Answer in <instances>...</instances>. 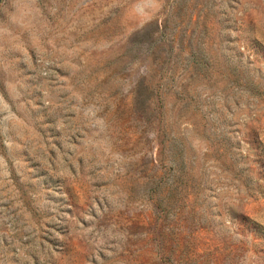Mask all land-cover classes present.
Here are the masks:
<instances>
[{
  "label": "rangeland",
  "instance_id": "374dc122",
  "mask_svg": "<svg viewBox=\"0 0 264 264\" xmlns=\"http://www.w3.org/2000/svg\"><path fill=\"white\" fill-rule=\"evenodd\" d=\"M0 264H264V0H1Z\"/></svg>",
  "mask_w": 264,
  "mask_h": 264
},
{
  "label": "trees",
  "instance_id": "16d2710c",
  "mask_svg": "<svg viewBox=\"0 0 264 264\" xmlns=\"http://www.w3.org/2000/svg\"><path fill=\"white\" fill-rule=\"evenodd\" d=\"M0 2H1V0H0Z\"/></svg>",
  "mask_w": 264,
  "mask_h": 264
}]
</instances>
